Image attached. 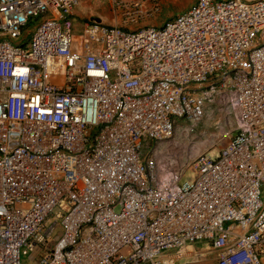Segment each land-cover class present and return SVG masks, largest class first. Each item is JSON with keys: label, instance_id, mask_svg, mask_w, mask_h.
<instances>
[{"label": "built area", "instance_id": "obj_1", "mask_svg": "<svg viewBox=\"0 0 264 264\" xmlns=\"http://www.w3.org/2000/svg\"><path fill=\"white\" fill-rule=\"evenodd\" d=\"M78 4L0 0V264H264V0Z\"/></svg>", "mask_w": 264, "mask_h": 264}, {"label": "rangeland", "instance_id": "obj_2", "mask_svg": "<svg viewBox=\"0 0 264 264\" xmlns=\"http://www.w3.org/2000/svg\"><path fill=\"white\" fill-rule=\"evenodd\" d=\"M84 1L85 4L80 6V9L82 10V14H86L88 16V20L87 21H91L94 20L93 17V12L91 10V6L94 5L96 6L98 0H78V2H82ZM116 1V0H115ZM133 1V0H130ZM88 4H90V6H88ZM187 0H161L160 1V5L158 2V8L157 11L150 17L151 20H155L156 22H159V20H163V18L165 17H173V16H177L178 14L184 12L188 7L189 4ZM116 7V5H115ZM96 16V17H95ZM95 18H101V22H104L107 16V12L102 11V14H97L95 15ZM73 18V16H72ZM77 19H79L77 17ZM148 19V20H150ZM107 20V19H106ZM85 21H79V20H74V24H73V33L75 34H81L82 33V24ZM154 23V22H153ZM152 25H156L153 24ZM135 25V24H134ZM144 27V26H142ZM156 27V26H153ZM131 28V29H130ZM141 28V27H140ZM130 30H136V28L133 26V24H130L129 27ZM138 29V28H137ZM213 109V107H212ZM217 118L214 120L216 121ZM206 127L205 129L209 132H213L215 131V128L213 126V124L211 123V121H207L206 123ZM229 125L232 127V121L229 120ZM217 147H213L209 153L214 155L217 153ZM190 171L187 172V174L185 175L184 179L186 178H190L192 177L191 174H189ZM57 216V214H53V216L49 219L48 221V227H50L54 222H55V217ZM226 226V225H225ZM193 254L190 257H184L181 261L186 262L187 264H215V255L209 250L208 248V243H204V242H196L193 244ZM197 255V256H195ZM42 256V255H41ZM39 257H37L35 260L30 258V253H27L26 255H21V261L20 264H38L39 262Z\"/></svg>", "mask_w": 264, "mask_h": 264}, {"label": "crops", "instance_id": "obj_3", "mask_svg": "<svg viewBox=\"0 0 264 264\" xmlns=\"http://www.w3.org/2000/svg\"><path fill=\"white\" fill-rule=\"evenodd\" d=\"M119 0H98L96 6L92 5L91 6V10L93 12V17L94 20L93 21H96L98 23H101V24H105V25H108V26H122L124 27L125 29L127 30H130L129 27H130V24L129 25H124L122 24V20H121V10L119 7H115L116 5V2H118ZM160 1L161 0H158L159 2V5H160ZM188 1V4L189 6L194 2V0H187ZM79 4L83 5L85 4L84 1L80 2ZM78 6L75 8L74 12H73V24H74V20H79V21H87L89 18L86 14H82V10L80 9V6ZM187 4V5H188ZM88 6H90V4H88ZM147 8H149L147 5L145 6ZM102 11L104 12H107V16H106V19L104 22H101V18H95L97 14H102ZM95 16V17H94ZM77 17L79 19H77ZM174 17V16H173ZM171 17V18H173ZM169 17H165L163 18V20H159V22H156L155 20H143V21H138L137 23H133V26L137 29V28H140L142 26H156V27H159L163 24V22H165L166 20H169L171 19ZM154 22V23H153ZM153 24H156V25H152ZM135 24V25H134ZM133 31V30H132Z\"/></svg>", "mask_w": 264, "mask_h": 264}]
</instances>
